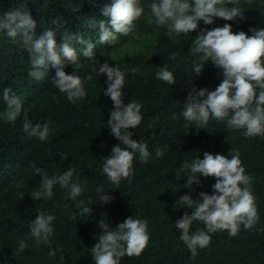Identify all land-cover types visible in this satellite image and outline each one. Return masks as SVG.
Instances as JSON below:
<instances>
[{"label": "trees", "instance_id": "trees-1", "mask_svg": "<svg viewBox=\"0 0 264 264\" xmlns=\"http://www.w3.org/2000/svg\"><path fill=\"white\" fill-rule=\"evenodd\" d=\"M239 2L245 10L243 19L237 22L217 18L213 25L201 21L200 27L211 29L231 23L234 32L264 28V0ZM110 3L111 0H0V15L17 8L31 12L37 21L36 38L51 29L58 44L64 42V35L79 33L95 45L92 59L82 55L84 46L75 45L77 66L65 68L68 73L76 70L82 78L93 76L85 85L86 96L73 104L53 86L54 68L41 80L30 77V54L20 38L14 40L0 33V113L5 111L3 90L10 88V94L23 101L33 124L49 122L54 129L48 140L41 142L24 132L23 113L15 122L0 116V264H94L91 247L101 232L99 220L104 219L115 230L131 216L148 221L150 238L139 256L125 255L121 264H264V136H245L243 129L229 128L226 121L210 119L206 128L197 131L182 117L173 119L174 113L179 116L188 92L215 88L222 80L221 70L211 60L201 61V54L189 51L199 29L172 39L167 35V26L154 23L151 0H141L145 12L135 22L134 31L128 36L120 35L116 45L100 44L98 27H92V23L106 19L101 9ZM103 62L129 69L125 103L141 102L143 113L141 124L129 130L134 133L133 139L148 144L150 152L147 162L134 159L133 174L123 179L119 188L102 174L103 158L120 143L106 124L113 102L104 95L106 75L96 72ZM165 63L175 70L174 85L156 78L155 73ZM196 63L205 64L199 76L193 72ZM132 68L139 71L133 75ZM230 149L239 151L246 174L251 177L259 222L251 230L241 226L236 236L218 230L212 234L209 246L198 249L192 258L175 227L184 212L191 214L192 210L179 202L191 190L183 187L186 178L177 181L175 173L183 160L203 158L205 151L228 155ZM157 150L162 155L157 156ZM36 167L49 178L75 167L80 181L86 182V190L77 200L93 202L91 215L71 219L78 213L76 202L68 198V189L59 185L54 186L52 199L33 200L30 192L37 190L42 181ZM214 183L213 177L201 178V184L193 186V198L202 191L212 194ZM98 188L114 199L101 203ZM38 211L56 217L51 246L38 245L30 236L29 225ZM204 227L202 222L194 221L191 231ZM21 239L27 247L13 255ZM57 247L55 257H50L49 251Z\"/></svg>", "mask_w": 264, "mask_h": 264}, {"label": "clouds", "instance_id": "clouds-1", "mask_svg": "<svg viewBox=\"0 0 264 264\" xmlns=\"http://www.w3.org/2000/svg\"><path fill=\"white\" fill-rule=\"evenodd\" d=\"M149 8L154 23L167 26V35L172 39L199 29L189 51L194 55L201 54V61L211 60L222 72V80L215 88H198L188 92L179 116L174 113L173 119L182 117L197 131L206 128L210 119L226 121L229 128L243 129L245 136H264V28L250 27L248 32H234L231 23L211 29L200 27L201 21L204 25H213L217 18L237 22L243 19L245 10L239 0H151ZM101 12L106 19L94 20L92 27H98V43L113 46L119 43L120 35L128 36L134 31L135 22L145 8L141 0H111ZM36 28L37 21L26 9L17 8L0 15V33L14 40L19 37L30 54L31 70L28 75L41 80L50 68H54L53 86L73 104L81 101L87 94L85 85L92 81L93 76L89 74L82 78L76 70L68 73L65 68L67 65L77 66L75 45L84 46L82 55L90 59L95 57V45L79 33L64 35V42L58 44L51 29L36 38ZM204 65L194 64L195 76L201 75ZM128 71L122 70L119 64L112 66L108 62L99 64L96 69L98 75L105 74L107 77L104 95L110 97L113 107L106 124L120 142L113 146L109 156L103 158L102 164V174L115 188H119L121 181L133 174L134 159L147 162L150 156L148 144L133 139L134 133L129 130L141 124L143 113L141 102L131 100L125 103ZM130 71L135 75L139 69L132 68ZM174 71L165 63L155 75L158 80L174 85ZM10 93V88L3 90L5 111L0 116L15 122L23 113L24 132L41 142L48 140L54 131L50 123L33 124L24 111L23 101ZM156 155L162 153L157 150ZM35 172L42 176V181L37 190L30 192L33 200L52 199L54 186L59 185L68 189V198L76 202L78 213L73 214L71 219L91 215L90 205L93 202L77 200L86 190V182L80 181L75 167H69L51 178L44 175L39 167L35 168ZM175 177L177 181L186 178L183 187L191 192L195 191L194 185L201 184V178H215L212 194L202 191L193 198L189 192L179 198L182 206L192 210L191 214L186 211L175 221V227L180 232L179 239L187 246L192 258L197 256L198 249L209 246L212 234L218 230H227L230 236H236L241 226L251 230L258 224L251 177L246 174L238 150L230 149L228 155L205 151L203 158L197 156L191 161L183 160ZM97 192L101 203H110L114 199L102 189L98 188ZM55 219L53 214L38 211L29 225L30 236L36 244L51 246ZM194 221L202 222L205 227L191 231ZM98 228L101 230L98 242L91 247L94 264H121L125 255L139 256L150 238L148 221L134 216L119 223L115 230L100 219ZM26 247V241L21 239L13 255H18ZM57 250L58 247L50 250L49 256L55 257Z\"/></svg>", "mask_w": 264, "mask_h": 264}]
</instances>
